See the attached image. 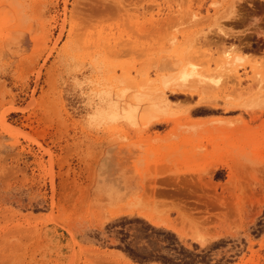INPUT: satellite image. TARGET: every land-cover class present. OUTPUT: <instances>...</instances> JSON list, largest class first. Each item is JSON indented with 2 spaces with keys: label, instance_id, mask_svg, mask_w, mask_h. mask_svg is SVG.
<instances>
[{
  "label": "rangeland",
  "instance_id": "rangeland-1",
  "mask_svg": "<svg viewBox=\"0 0 264 264\" xmlns=\"http://www.w3.org/2000/svg\"><path fill=\"white\" fill-rule=\"evenodd\" d=\"M256 69L264 0H0V264H264V111H189Z\"/></svg>",
  "mask_w": 264,
  "mask_h": 264
},
{
  "label": "bare ground",
  "instance_id": "bare-ground-1",
  "mask_svg": "<svg viewBox=\"0 0 264 264\" xmlns=\"http://www.w3.org/2000/svg\"><path fill=\"white\" fill-rule=\"evenodd\" d=\"M168 6H171L170 4H168ZM193 13V15H195L196 13H194V12H192ZM131 16V14L128 12V16ZM118 16V15H117ZM130 16L128 17V18H130ZM168 16L166 15L164 18L166 19ZM119 18V17H118ZM131 19V18H130ZM121 22V21H120ZM122 24V23H121ZM138 25V24H137ZM120 27V26H119ZM221 34L223 33L224 35H226V36H229V34L228 33H226L223 29H221V32H220ZM226 36L224 37L223 36V38H226ZM234 36V35H233ZM238 41L239 40H241V37H235ZM235 39V40H236ZM223 42V41H222ZM244 45V42H243V40L242 41H239V43H237V44H230V46L227 48V49H225L224 51H223V55H224V58H225V61H224V63L225 62H227L229 59H231V58H233L232 57V55H231V58H230V53H232V52H236V51H239V50H242V46ZM234 55V54H233ZM235 56H236V58L237 59H241V58H243V56H241V55H239V53H238V55L237 54H235ZM223 58V59H224ZM235 59V58H234ZM229 61H231V60H229ZM237 61V60H236ZM239 61H241V60H239ZM223 63V64H224ZM231 63V62H230ZM240 63V62H239ZM227 64V63H226ZM234 65H232L231 67H235L236 66V64H235V61H234V63H233ZM193 65V64H192ZM191 65V66H192ZM230 65V64H229ZM227 66V65H226ZM195 66H193L192 67V69L194 68ZM215 67H217V66H215ZM219 67V66H218ZM223 67H225V64H224V66ZM226 68V67H225ZM189 69V70H182L181 71V73L179 74L180 75V80L183 82H185V80H187V78L188 77H190L191 75H194V74H196L197 75V73H196V71H195V69ZM212 69V68H211ZM218 69V68H217ZM227 69H228V67H227ZM214 70V69H213ZM224 71V70H223ZM229 72H230V66H229V70H228ZM227 71V72H228ZM213 72V71H212ZM226 72V71H225ZM225 72H224V74H225ZM232 72H234V74H236V78H235V76L233 77V78H235V79H237V84L239 85V83H240V81H241V78H242V76L240 75V74H238L237 73V71L236 70H234V71H231V77H227V78H232V76L234 75ZM236 72V73H235ZM199 74H201L200 73V71H199ZM224 74H222V75H224ZM230 74V73H229ZM255 76H254V78H255V80L257 81L256 83H262L263 85H264V73L262 72V70H259V69H256V71H255ZM213 75V74H212ZM221 75V74H220ZM199 77L198 78H200V75H198ZM204 76H206V75H204ZM209 77L208 78H204L203 77V75H202V79L204 80H202L203 82H205L207 79L209 80H207L206 82H213V83H217L218 81H220L219 79H220V76H218V77H212V76H210V75H208ZM214 76V75H213ZM216 76V75H215ZM225 76H226V74H225ZM193 77V76H192ZM191 77V78H192ZM222 78V77H221ZM254 80V79H253ZM254 80V81H255ZM205 82V83H206ZM257 84V85H261V89H262V84ZM168 86V85H167ZM234 86H236V84L234 85ZM233 86V87H234ZM168 88H169V90L171 91V93H184L183 95L186 97V98H192L193 97V95L194 94H196L197 95V92L195 93V91L193 90V89H190V88H187V87H184V85H173V86H168ZM235 88V87H234ZM237 88V87H236ZM259 88V87H258ZM260 89V90H261ZM235 90V89H234ZM242 90L243 89H241V92H242ZM239 91V90H238ZM241 92H239V94L237 93V97L239 98V96H240V93ZM162 93H164L165 94V92L163 91ZM198 94H199V92H198ZM162 95V94H161ZM242 96H243V94H241ZM199 97H202L201 95H198ZM228 97H230V96H228ZM161 98V102L162 103H160L161 105L163 104V105H166V103L168 102L167 101V95L165 96V95H163L162 97H160ZM203 98V97H202ZM231 98H234L235 99V97H231ZM230 98V99H231ZM243 98V97H242ZM241 98V99H242ZM264 96L262 97V96H260V95H258V96H256L254 99H253V103H251L250 102V104L248 103L249 101L246 99H243V101L239 98V100H237V98H236V100H230L229 98H228V100L226 99V100H223V103L221 104V103H219L218 101H214V100H209V99H207L206 97H205V99H207V100H204V99H202V100H199L200 98H198V100L196 101V102H194L192 105V107H190L189 106V111L191 110V111H194V112H198V111H202V112H207V111H219L220 109H222V110H228V109H243V110H245L248 114H250V118H254L255 116H257L259 113H261V112H263L264 111ZM192 100V99H191ZM260 100V101H259ZM189 101V100H188ZM188 101H186L187 103H188ZM190 102V101H189ZM244 104V105H243ZM130 108H134V107H130ZM135 109V108H134ZM134 109H128V110H126L125 111V113L126 114H131V111H133L134 112ZM167 119L165 118V117H163V116H161V115H155V119H154V122H156V123H161V122H165ZM218 121H222V126L224 127V129L227 131V132H229L231 135H235V134H241V133H249V132H251V131H253V127L254 126H251V125H249V121L247 120V119H245L244 117H242L241 115H238L237 117H235V118H233V119H222V120H218ZM227 123H231V124H227ZM240 136V135H239ZM215 162V161H214ZM221 162V161H220Z\"/></svg>",
  "mask_w": 264,
  "mask_h": 264
}]
</instances>
